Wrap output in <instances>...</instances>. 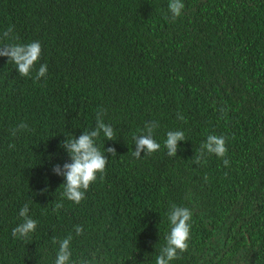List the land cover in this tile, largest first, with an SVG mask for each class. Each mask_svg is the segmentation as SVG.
Listing matches in <instances>:
<instances>
[{"label": "trees", "instance_id": "1", "mask_svg": "<svg viewBox=\"0 0 264 264\" xmlns=\"http://www.w3.org/2000/svg\"><path fill=\"white\" fill-rule=\"evenodd\" d=\"M183 2L170 22L169 0H0V37L9 26L19 37L0 44L42 46L29 77L0 56V264H54L69 234L76 264L92 254L155 264L173 203L194 214L188 250L170 264H264V0ZM101 108L115 139L101 133L97 145L116 155L105 153V178L75 204L52 167L71 162L61 142L93 129ZM148 121L161 148L136 158ZM170 130L186 136L174 157ZM209 134L227 137L228 152L195 164ZM25 203L37 227L14 238Z\"/></svg>", "mask_w": 264, "mask_h": 264}, {"label": "clouds", "instance_id": "2", "mask_svg": "<svg viewBox=\"0 0 264 264\" xmlns=\"http://www.w3.org/2000/svg\"><path fill=\"white\" fill-rule=\"evenodd\" d=\"M186 5L183 0H169L168 10L170 16H165L166 20L175 22L180 17ZM14 26H9L2 34L0 39L19 40L18 36H13ZM0 56L8 57V61L16 65V70L21 76L29 77L36 63L42 56V46L40 41H32L29 43H4L0 44ZM48 71L46 63L40 64L36 72L34 81H38L44 77ZM221 112H226V109L221 108ZM107 115L105 109H100L96 112V124L91 130H83L82 134L77 138L75 135L72 138L66 137L61 146L67 150L70 157V163H64L63 167L55 164L52 167V172L58 176L64 177L63 196L75 204H80L86 198V192L90 186L97 181L98 176L101 181L106 175V165L108 156L105 153L116 155L115 147L101 148L97 145V140L101 133L107 140L115 139V130L110 123H105L104 116ZM178 119L183 120L182 114H178ZM157 121L146 122L141 134L134 136L135 149L132 155L136 158L141 157V152L150 155L161 148L160 143L154 138L155 129L159 128ZM28 130V124L21 123L16 128L12 129V135L15 136L18 131ZM185 132L182 130L168 131L164 141V147L167 149L169 157L176 156L177 141L185 140ZM227 137L223 135L209 134L204 142L200 145L199 152L195 155L193 162L202 164L206 160L207 155L215 154L217 157H225L228 148L226 147ZM14 144H9V148H14ZM225 166L229 165L228 159H223ZM207 179V177H205ZM47 192V188L41 190ZM63 207V201L56 202L53 207L54 212H58ZM29 204L25 203L20 209L19 216L22 217V222L12 229L13 237L27 239L29 235L35 232L37 220L28 215ZM194 210L190 207L180 206L175 203L171 204L167 213L170 222V231L165 237L166 244L160 249L159 255L155 258V264H170L171 261L179 258V253L188 250L189 240L191 238L190 230L192 227L191 221ZM74 231L76 236L83 234V226L75 225ZM73 236L69 234L64 239L59 241V248L56 254L54 264H76L72 261L71 243ZM55 243V237L53 238ZM101 259H97L95 254H92L91 260L81 259L79 264H102Z\"/></svg>", "mask_w": 264, "mask_h": 264}]
</instances>
